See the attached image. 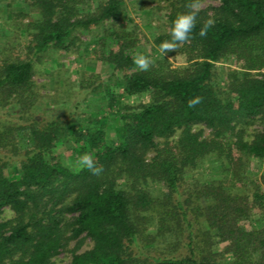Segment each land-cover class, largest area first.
<instances>
[{
    "label": "trees",
    "instance_id": "16d2710c",
    "mask_svg": "<svg viewBox=\"0 0 264 264\" xmlns=\"http://www.w3.org/2000/svg\"><path fill=\"white\" fill-rule=\"evenodd\" d=\"M219 1L202 7L190 43L163 54L189 0L136 1L164 10L152 38L124 20L125 0H18L24 53L0 44V264H54L71 239L65 264H264V0ZM82 44L109 76L81 85L66 116L37 119L36 65ZM88 94L99 115L78 109ZM84 153L101 175L80 168Z\"/></svg>",
    "mask_w": 264,
    "mask_h": 264
},
{
    "label": "rangeland",
    "instance_id": "374dc122",
    "mask_svg": "<svg viewBox=\"0 0 264 264\" xmlns=\"http://www.w3.org/2000/svg\"><path fill=\"white\" fill-rule=\"evenodd\" d=\"M137 0H125L124 20L128 18L137 22L142 30L152 38V34L158 32L162 25L158 22L164 14V10L156 11L153 13L142 12L138 9ZM219 0H203V7L208 5H217ZM22 9H26L25 6H21L18 0H0V44L4 41L8 47L12 49V52L16 55H22L24 53V46L27 42V36H23L22 27L25 25L27 18L23 17L16 12ZM151 21L149 28L144 25ZM82 40H85L84 36H80ZM171 60V59H170ZM173 65H177L180 61L172 60ZM219 70L226 69L228 67L236 66L233 60L224 63H216ZM264 71V69H262ZM111 72V68L105 62L100 60H94L87 56V48L85 44H82L78 50L72 49L69 53H48L42 57L41 61L36 65V73L34 75L35 81L39 85V93L45 95L44 108L34 110L33 115L37 119H49L51 116L49 113L58 114L60 117L66 116L68 113L65 110L64 104L68 100L71 102L80 100L83 97L81 93V85L94 86L97 82L106 81ZM220 72V71H219ZM80 94H79V93ZM49 96V97H48ZM88 106L85 108L83 101L79 103V110H85L92 114H100L104 108L103 100L98 94H88ZM201 127V125H195L194 128ZM253 128H259L258 124H253L249 127V131ZM60 149V148H59ZM4 156V155H3ZM207 171V170H206ZM205 170L202 167L194 169L186 176V181L190 183L195 178H201L206 175ZM3 215L10 217L12 211L9 208H5ZM77 239H71L68 242L66 248L60 251L59 254L52 258L54 264H65L71 258L70 249L75 247ZM92 242L85 238L82 240L78 252L87 249L91 246Z\"/></svg>",
    "mask_w": 264,
    "mask_h": 264
},
{
    "label": "clouds",
    "instance_id": "9594fccd",
    "mask_svg": "<svg viewBox=\"0 0 264 264\" xmlns=\"http://www.w3.org/2000/svg\"><path fill=\"white\" fill-rule=\"evenodd\" d=\"M203 7V0H189L185 4L187 11L179 13L170 30V40L163 41L160 45V51L163 54L174 53L179 47L184 44L190 43L193 37V30L196 28L197 17L199 12ZM215 20L209 17L204 21L203 26L200 28L198 35L200 37H206L208 34V29L213 27ZM133 63L140 71H148L153 61L144 54H136L133 57ZM202 102V97H195L188 101V106L190 108L195 107L197 104ZM78 165L81 169L86 168L93 175L99 176L103 172V166H97L93 157L89 153H84L78 159Z\"/></svg>",
    "mask_w": 264,
    "mask_h": 264
}]
</instances>
